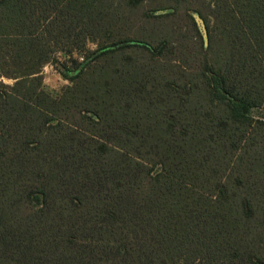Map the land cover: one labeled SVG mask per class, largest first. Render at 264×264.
<instances>
[{
    "label": "trees",
    "instance_id": "trees-1",
    "mask_svg": "<svg viewBox=\"0 0 264 264\" xmlns=\"http://www.w3.org/2000/svg\"><path fill=\"white\" fill-rule=\"evenodd\" d=\"M254 109L264 0H0V264H264Z\"/></svg>",
    "mask_w": 264,
    "mask_h": 264
},
{
    "label": "rangeland",
    "instance_id": "rangeland-1",
    "mask_svg": "<svg viewBox=\"0 0 264 264\" xmlns=\"http://www.w3.org/2000/svg\"><path fill=\"white\" fill-rule=\"evenodd\" d=\"M161 13L164 12H157V13L155 12V14L157 15ZM194 16L196 19V15ZM196 22L198 24L200 33L203 36L205 47H208L209 36L207 34L206 27L204 26V23L201 21V19L200 20L196 19ZM180 24L181 26H183V32H187V34L189 33L190 35L189 36L190 39L189 41L186 42V44L191 43L192 41L190 40H192V36H195V33L191 32V27L189 25V22L182 21ZM183 42H185V38L183 39ZM88 49L91 51H95L98 49V46L94 42H90L88 44ZM142 54L145 55V52H142ZM72 60H78L79 62H83L84 54L75 52L73 56L69 57L66 54L60 53L55 57H53L52 61L43 68L44 89L55 99L61 98V96L64 93V90L72 85V82L69 80L70 79L69 76H71L70 73H72L71 71H74L75 69ZM252 116H254V118H263L264 120V109L252 110Z\"/></svg>",
    "mask_w": 264,
    "mask_h": 264
},
{
    "label": "water",
    "instance_id": "water-1",
    "mask_svg": "<svg viewBox=\"0 0 264 264\" xmlns=\"http://www.w3.org/2000/svg\"><path fill=\"white\" fill-rule=\"evenodd\" d=\"M196 19H197V20H200L198 16H196Z\"/></svg>",
    "mask_w": 264,
    "mask_h": 264
}]
</instances>
